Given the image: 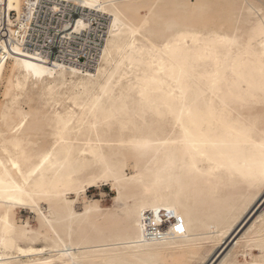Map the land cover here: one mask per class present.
Returning a JSON list of instances; mask_svg holds the SVG:
<instances>
[{
    "label": "bare ground",
    "instance_id": "obj_1",
    "mask_svg": "<svg viewBox=\"0 0 264 264\" xmlns=\"http://www.w3.org/2000/svg\"><path fill=\"white\" fill-rule=\"evenodd\" d=\"M257 2L6 0L0 264H205L230 242L264 191ZM48 11L63 19V49L102 27L95 62L27 44L30 23ZM102 181L118 208L86 200L77 212ZM262 206L212 264H264ZM22 207L37 229L18 225Z\"/></svg>",
    "mask_w": 264,
    "mask_h": 264
},
{
    "label": "built area",
    "instance_id": "obj_2",
    "mask_svg": "<svg viewBox=\"0 0 264 264\" xmlns=\"http://www.w3.org/2000/svg\"><path fill=\"white\" fill-rule=\"evenodd\" d=\"M6 0H0V33L3 38L7 37L10 32L8 24V15L6 14V8L4 4ZM6 11V12H5ZM12 17H14V11ZM80 9L67 10L63 17L68 19H76L80 16ZM61 14L59 12L48 11L47 14H40L36 19L30 23L29 38L27 44L32 47L41 46L44 49L49 50L50 56L56 57L59 54H63L66 59H70V55L75 56L79 62L87 64L89 57H92L93 62L98 58V54L101 50L100 43L102 42V36L105 31L102 27H99L96 32L82 33L78 40H69L64 42L65 49L62 48L60 41L64 33H61V23L63 19H59ZM97 18H93L92 23L97 26ZM105 19V18H104ZM90 56H89V55ZM91 68V66H85V69Z\"/></svg>",
    "mask_w": 264,
    "mask_h": 264
},
{
    "label": "rangeland",
    "instance_id": "obj_3",
    "mask_svg": "<svg viewBox=\"0 0 264 264\" xmlns=\"http://www.w3.org/2000/svg\"><path fill=\"white\" fill-rule=\"evenodd\" d=\"M253 1L255 3L257 2V0L256 1L253 0ZM259 1L257 2V4L258 3H261V4L264 5V0H259ZM2 102H3V97H2L1 92H0V106H1ZM126 172L128 174L129 173L131 174L132 173V169L131 168H127V171ZM85 194L86 195H84V196L81 195L78 198V200L76 201V203H75L76 211L79 212V213L84 212V210H85V203L84 202H86V200H96V201H98L99 204H100V206H101V208L102 209H106L109 212L114 211V210H116L118 208V204L119 203H118V200L116 198L117 197V191L112 187V184L109 181H102V182H100L96 186H93L91 188H87ZM261 195L262 196H260L257 199L258 202H259V204L256 203L257 201H255L251 205V207H253V209L250 207L251 209L249 208L250 210L248 209L246 211V213L244 214V216L241 218L242 221L240 220L241 222L239 221L237 223L238 224V225H236L237 231H235V234L236 235L243 228L244 224H246L248 222L249 218H251L250 216L254 215V213H256V210L259 209L260 205L262 203H264L263 202L264 201V191H263V193ZM70 197L75 198V199L77 198L76 194H71ZM44 207H45V205H44ZM263 207L264 206H262L259 211H261V209ZM248 212H250L251 214H249ZM258 212H257V215L260 213V212L259 213ZM17 223H18V225H21V226H24L26 224L25 226H27L28 228H32V229H37L38 226H39L38 219H37V215H36V213L33 210L30 209V207H22V208H19L18 215H17ZM243 232H244V230H243ZM233 236L229 239L230 242H232L233 238L235 237V236L234 237ZM236 239L233 241V243H231L232 245L236 242ZM230 242H228V244H230ZM231 244H230L229 248H231ZM37 245H41V243H38ZM226 246L225 247H219L218 250L216 249L212 253V255L209 256V258H208L209 260L207 259L209 262H207V260H206L205 264L206 263L207 264L214 263L216 261V259H218V257L220 256V254L223 252V250L226 248ZM228 249H227V251H228ZM253 253L256 255V254L259 253V251L258 250H254ZM212 256H214V257H212ZM248 258L250 259V257H248Z\"/></svg>",
    "mask_w": 264,
    "mask_h": 264
},
{
    "label": "snow or ice",
    "instance_id": "obj_4",
    "mask_svg": "<svg viewBox=\"0 0 264 264\" xmlns=\"http://www.w3.org/2000/svg\"><path fill=\"white\" fill-rule=\"evenodd\" d=\"M177 230L180 231V232L184 231L183 227H179ZM262 251H264V250H262Z\"/></svg>",
    "mask_w": 264,
    "mask_h": 264
}]
</instances>
